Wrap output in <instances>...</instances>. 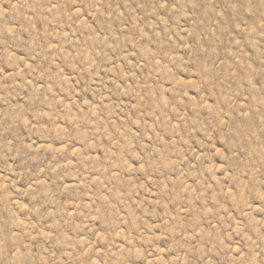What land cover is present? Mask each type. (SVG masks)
Segmentation results:
<instances>
[{
  "label": "rangeland",
  "instance_id": "1",
  "mask_svg": "<svg viewBox=\"0 0 264 264\" xmlns=\"http://www.w3.org/2000/svg\"><path fill=\"white\" fill-rule=\"evenodd\" d=\"M0 264H264V0H0Z\"/></svg>",
  "mask_w": 264,
  "mask_h": 264
}]
</instances>
